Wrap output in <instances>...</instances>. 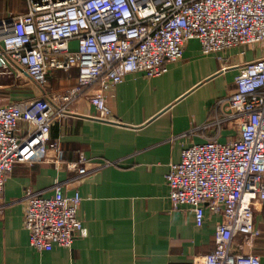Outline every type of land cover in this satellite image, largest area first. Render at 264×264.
<instances>
[{
    "label": "built area",
    "instance_id": "built-area-1",
    "mask_svg": "<svg viewBox=\"0 0 264 264\" xmlns=\"http://www.w3.org/2000/svg\"><path fill=\"white\" fill-rule=\"evenodd\" d=\"M26 11L0 18V90L29 78L40 88L54 70L76 69V82L51 97L0 104V213L6 175L15 163L34 165L53 151V164L76 178L86 175L83 152L62 160L59 141L50 140L51 125L83 95L95 109L93 118L116 123L108 90L131 73L155 78L182 57L195 38L200 53L222 54L226 48L258 46L264 51V0H24ZM74 45V46H73ZM218 59H222L218 56ZM226 99L237 138L214 136L180 152L164 174L171 210L188 205L200 227L205 210L220 215L214 248L203 264H260L259 256L233 252L235 236L246 242L260 235L254 203L264 204V55L243 63ZM25 120L34 131L19 137ZM50 194L24 190L23 228L37 250L70 247L82 233L77 190L64 195L55 182Z\"/></svg>",
    "mask_w": 264,
    "mask_h": 264
},
{
    "label": "crops",
    "instance_id": "crops-1",
    "mask_svg": "<svg viewBox=\"0 0 264 264\" xmlns=\"http://www.w3.org/2000/svg\"><path fill=\"white\" fill-rule=\"evenodd\" d=\"M12 7L0 0V18L26 9L25 2ZM182 54L162 75L131 73L108 90L116 123L94 119L95 109L85 95L55 119L49 137L61 144L62 160L73 161L80 151L86 158L87 172L81 179L63 165L56 168L53 151L37 164L13 165L3 188L0 264H203V256L214 248L221 217L206 209L197 227L190 206L171 210L164 174L185 147L213 136L221 142L237 138L235 122L227 119L229 108L215 103L235 88L234 77L243 63L264 51L245 45L204 55L193 38ZM76 77L74 67L54 70L41 88L27 78V87L2 88L0 104L51 97L74 84ZM18 128L20 138L35 129L25 120ZM55 182L64 195L77 190L81 196L77 213L82 233L68 248L38 252L23 228V194L27 188L50 194ZM254 208L260 235L249 242L235 236L231 248L255 254L264 264V204L257 201Z\"/></svg>",
    "mask_w": 264,
    "mask_h": 264
},
{
    "label": "trees",
    "instance_id": "trees-1",
    "mask_svg": "<svg viewBox=\"0 0 264 264\" xmlns=\"http://www.w3.org/2000/svg\"><path fill=\"white\" fill-rule=\"evenodd\" d=\"M22 2H25L24 0H7V3H8V7H10L11 9H13V7L12 6H15L17 3H18V5L20 4V3H22ZM23 5H24V3H23ZM26 8V7H25ZM25 11H26V9H25ZM24 11V12H25ZM24 12H20V11H18L17 13H10V14H12V15H17V14H19V13H24Z\"/></svg>",
    "mask_w": 264,
    "mask_h": 264
},
{
    "label": "rangeland",
    "instance_id": "rangeland-1",
    "mask_svg": "<svg viewBox=\"0 0 264 264\" xmlns=\"http://www.w3.org/2000/svg\"><path fill=\"white\" fill-rule=\"evenodd\" d=\"M74 46V45H73ZM25 82L27 83V79H25L24 81H22V83ZM9 84H12L10 88H16V87H21L19 84L16 83H11L10 81L8 82ZM27 87V85H25Z\"/></svg>",
    "mask_w": 264,
    "mask_h": 264
}]
</instances>
